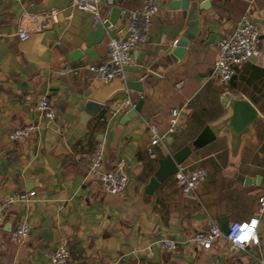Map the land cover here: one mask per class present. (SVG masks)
Masks as SVG:
<instances>
[{
  "label": "crops",
  "instance_id": "0c3cea01",
  "mask_svg": "<svg viewBox=\"0 0 264 264\" xmlns=\"http://www.w3.org/2000/svg\"><path fill=\"white\" fill-rule=\"evenodd\" d=\"M143 1L115 0L100 8L102 19H109L113 7L131 9ZM173 1H155L159 13L145 45L133 51V65L123 80L105 83L86 69L63 68L103 60L108 35L125 36L122 23L88 46L97 22L70 8L71 0H0V199L35 191L29 202L15 203L5 215L0 264H50L47 252L62 243L70 264H258L264 259V215L256 228L258 242L245 250L230 251L223 236L209 249L188 241L194 231L218 225L220 217L248 221L258 209L264 183V0H210L211 8L199 11L196 38L181 59L167 64V53L190 21L169 7ZM51 9L58 14L49 28L18 39L23 13ZM244 14L259 28V53L236 67L234 87H223L210 77L217 43ZM76 49L81 57L72 61ZM149 70L159 76H147ZM130 80H145L143 91L128 88ZM128 93L135 104L141 96L144 101L136 116L125 119L127 111H112L111 103ZM228 94L247 99L259 113L237 142L222 126L230 114ZM41 96L55 109L51 121L34 107ZM180 107V126L168 135L170 112ZM25 124L36 126L27 140L8 137ZM148 124L165 135L154 158L146 152ZM205 126L216 129V137L201 145L197 138ZM97 141L104 145L105 169L118 160L125 163L129 183L119 194L106 193L87 175L88 154ZM184 145L192 149L184 162L205 167V180L183 194L171 175L147 193L158 159ZM21 220L31 225L30 232L13 243L8 234ZM162 238L175 240L177 248L162 249Z\"/></svg>",
  "mask_w": 264,
  "mask_h": 264
},
{
  "label": "built area",
  "instance_id": "2783aa9c",
  "mask_svg": "<svg viewBox=\"0 0 264 264\" xmlns=\"http://www.w3.org/2000/svg\"><path fill=\"white\" fill-rule=\"evenodd\" d=\"M115 0H71L70 8L89 13L96 22L105 21L102 19L100 8L103 6L112 7ZM159 5L155 0H144L141 5L131 9L121 8L118 18L119 23L125 26V36L116 37L108 35L105 41L106 57L98 63L86 64L78 67L64 66L63 71H78L86 69L94 77L102 82H109L113 79L123 80L125 69L134 63L133 51L145 45L153 19L159 13ZM58 11L51 9L42 14L23 13L16 28L15 34L19 40L25 41L30 38L35 31H42L51 26ZM109 25L106 30L114 27ZM259 28L255 25L248 14L242 15L236 22L233 30L223 35L216 48V58L214 60L210 77L219 85L226 87L235 74L236 67L247 61L249 58L257 56L259 53ZM30 95L26 99H30ZM135 105V99L128 93L121 99L111 103V110L129 111ZM34 107L47 121L55 117V109L46 96H41L34 101ZM184 108H173L170 112L169 127L167 134L175 133L179 126ZM264 121V116L261 117ZM34 124H25L15 127L10 131L8 137L11 140L25 141L35 130ZM149 144L146 152L150 157H155V147L165 142V135H161L155 125L148 124ZM104 145L97 141L88 154L87 175L90 179L97 181L103 191L110 194L123 192L128 183L129 175L123 160H118L113 168L103 167ZM177 187L183 194L194 192L207 177L205 167L196 163L182 162L177 165L174 174ZM35 195V191H21L13 195H6L0 199V241L3 239L5 215L15 203L29 202ZM258 209L256 215L248 221H232L228 225V233L224 234L218 225H211L207 229L196 230L188 238V241L195 248L209 249L215 240L223 236L228 243L230 251L245 250L256 240L247 242H234L230 238L233 231L232 226L249 223L253 218L259 221V217L264 215V183L258 195ZM31 225L25 221H19L10 230L8 239L13 243H21L28 236ZM256 232V230H255ZM257 236V235H256ZM159 245L164 250H175L177 242L171 238H162ZM50 264H70L69 249L62 243L47 252ZM258 264H264V259L259 258Z\"/></svg>",
  "mask_w": 264,
  "mask_h": 264
},
{
  "label": "water",
  "instance_id": "95a60500",
  "mask_svg": "<svg viewBox=\"0 0 264 264\" xmlns=\"http://www.w3.org/2000/svg\"><path fill=\"white\" fill-rule=\"evenodd\" d=\"M155 1L160 2L161 0ZM120 2L121 0H118V3ZM169 7L172 10H181L182 16H187L190 21L188 28L179 37V39H177L175 45L167 53V64H171L173 63V61L181 59L183 57L190 41L195 39L199 32V27L196 26L199 18V11H208L211 8V1L194 0L190 2V0H175L169 3ZM119 15L120 7H113L111 9V16L109 17V19L97 22L95 24V29L89 35L86 45L89 46L91 44L100 42L106 35V28L109 25H115L118 21ZM79 57H81V51L79 49L73 51L69 56L72 61L77 60ZM163 65L165 66V64ZM147 76L158 77L159 75L153 70H149L147 72ZM144 84L145 80H130L126 83L128 88L134 89L135 91H138L140 93L143 91ZM229 84L232 87L235 86V75L232 76ZM227 97L230 98V101L228 102L230 114L223 120L222 126L225 129L229 130L232 140L234 142H237L240 139L241 135L247 133L250 126L258 120L259 113L247 99L243 97H234L230 94H228ZM143 101L144 98L143 96H141L137 100L134 107L127 111V113L125 114V119L136 116L141 109ZM81 115L83 119L88 118V115L86 113H82ZM216 132V129L214 130L209 126H205L198 136L197 142L201 145H204L214 140L216 137ZM191 151L192 149L189 145H184L175 152L168 154L165 157L159 158L157 169L146 184L145 191L147 193H151L159 185L160 182L164 181L167 177L174 175L177 171V165L184 162L190 155ZM247 180L248 179H246V181ZM217 221L221 231L224 234H227L229 225L228 217H220L219 219H217Z\"/></svg>",
  "mask_w": 264,
  "mask_h": 264
},
{
  "label": "clouds",
  "instance_id": "9594fccd",
  "mask_svg": "<svg viewBox=\"0 0 264 264\" xmlns=\"http://www.w3.org/2000/svg\"><path fill=\"white\" fill-rule=\"evenodd\" d=\"M259 225V221L253 218L249 223H244L243 225L232 226L233 231L230 238L234 242H247L249 240H256V228Z\"/></svg>",
  "mask_w": 264,
  "mask_h": 264
},
{
  "label": "trees",
  "instance_id": "16d2710c",
  "mask_svg": "<svg viewBox=\"0 0 264 264\" xmlns=\"http://www.w3.org/2000/svg\"><path fill=\"white\" fill-rule=\"evenodd\" d=\"M69 254H70V251H69Z\"/></svg>",
  "mask_w": 264,
  "mask_h": 264
},
{
  "label": "rangeland",
  "instance_id": "374dc122",
  "mask_svg": "<svg viewBox=\"0 0 264 264\" xmlns=\"http://www.w3.org/2000/svg\"><path fill=\"white\" fill-rule=\"evenodd\" d=\"M202 166V165H201Z\"/></svg>",
  "mask_w": 264,
  "mask_h": 264
}]
</instances>
